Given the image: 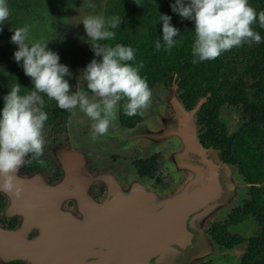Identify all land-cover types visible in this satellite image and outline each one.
Listing matches in <instances>:
<instances>
[{"label": "flooded vegetation", "instance_id": "1", "mask_svg": "<svg viewBox=\"0 0 264 264\" xmlns=\"http://www.w3.org/2000/svg\"><path fill=\"white\" fill-rule=\"evenodd\" d=\"M14 61L13 57L0 67L7 68L6 72H9ZM76 62L75 68L67 65L71 75L65 77L72 91L76 90L79 77L82 78V71L91 60L81 56ZM15 68L20 70L23 67ZM172 83L173 80L169 83L156 82L151 88L150 108L142 116L131 117L128 124L121 122L118 109L117 120L110 126L109 132L95 141L90 135L92 121L78 108L71 112L62 110L55 101L44 106V109H53L44 127L45 147L41 158L46 165L41 167L30 154L26 157L30 163L22 165L16 174L19 177L35 176L38 188L42 191L37 194L36 201L21 199L16 204H12V200L8 201L7 196L0 193V230L9 232L0 239V264H64L67 258L68 264H97V254L102 249H96L94 242H91L89 249L87 246L74 248L69 243L65 249L52 248L54 243L50 248L39 250L32 246H36L41 236L49 235L44 232L49 221L58 223L49 235L53 239L64 237L67 241H77L89 237L95 240L99 233L95 234L93 223L99 214L98 206L106 183L116 182L127 189L135 182L146 191L160 196L175 188L182 178V172L180 175L171 156L178 150L180 142L176 138H164L157 133L162 130L163 116L169 110L163 92ZM81 84L83 86L82 79ZM84 87L87 90L86 84ZM176 93L182 101L177 90ZM199 128L195 121V137L200 144ZM63 178L66 181L64 189H53ZM241 186L247 187L243 181ZM240 235L243 239L231 247L238 248L233 250L235 254L224 255L229 248L217 244L220 255L216 258L206 257L215 260L225 258L220 264H236L245 253L248 246L246 239L250 237ZM62 252H65V256L60 255ZM88 253H92V256Z\"/></svg>", "mask_w": 264, "mask_h": 264}, {"label": "clouds", "instance_id": "2", "mask_svg": "<svg viewBox=\"0 0 264 264\" xmlns=\"http://www.w3.org/2000/svg\"><path fill=\"white\" fill-rule=\"evenodd\" d=\"M95 8V4L85 0L83 5ZM172 11L180 17L194 21L195 38L191 47L192 63L215 60L224 52L239 48L244 44H259L261 35L253 28L257 22L264 28V10L257 13L249 0H175ZM8 0H0V25L10 17ZM122 19L113 16L106 19L102 14L86 15L83 24L94 54L102 57L99 62L93 59L82 71L76 90L65 79L71 73L66 65L60 63L59 55L48 49L49 41L30 37L28 25L18 27L11 36V42L18 46L14 59L22 61L24 74L31 78L34 87L21 94L22 86L14 84L3 97L0 110V189L16 198L22 194V183L17 172L32 159L41 167L46 162L44 154V127L48 113L44 110L46 96L66 111L79 109L91 121V139L109 132L117 120V112L132 117L143 115L152 103V90L146 77L140 75L143 61L133 65L135 50L131 46L115 44L111 46L102 41L112 40ZM162 42H155L156 51L170 52L176 46L174 39L179 30L170 23L171 17L160 15ZM83 81V86L81 84ZM86 84L87 90L84 85ZM91 95H89V91Z\"/></svg>", "mask_w": 264, "mask_h": 264}, {"label": "trees", "instance_id": "3", "mask_svg": "<svg viewBox=\"0 0 264 264\" xmlns=\"http://www.w3.org/2000/svg\"><path fill=\"white\" fill-rule=\"evenodd\" d=\"M102 3V15L109 19L119 16L122 21L112 40L102 43L115 46L119 43L135 50V65L143 61L140 75L146 77L150 89L156 82L176 84L179 97L185 109H190L199 97L205 101L196 110L200 126L198 139L203 147L217 149L219 159L233 165L241 181L246 183V193L225 214L220 221H212L206 229L211 240L217 245L231 248L243 238L232 233L230 228L239 226L251 217L257 232L247 240L248 246L237 264H264V28L258 22L253 28L262 39L259 44H244L224 52L215 60L193 64L191 47L195 38L194 21L180 17L172 11L175 0H98ZM188 0H184L187 4ZM257 13L264 10V0H249ZM160 15L171 17V25L179 30L177 40L170 52L156 51L154 45L162 42ZM11 23L0 25V36L10 34ZM12 50L16 51L15 47ZM22 61H16L6 72L0 67V110L3 97L11 87L19 83L21 94L28 92L33 83L24 74ZM15 68V69H14ZM174 75V76H173ZM208 93V94H207ZM45 105L51 102L45 96ZM228 105L234 108L238 125L228 131L226 123L219 117L220 108ZM51 114V108L44 109ZM120 120L128 124V117L119 108ZM140 115L132 116L137 118ZM196 264H208L202 262Z\"/></svg>", "mask_w": 264, "mask_h": 264}, {"label": "water", "instance_id": "4", "mask_svg": "<svg viewBox=\"0 0 264 264\" xmlns=\"http://www.w3.org/2000/svg\"><path fill=\"white\" fill-rule=\"evenodd\" d=\"M175 89L176 84L172 83L164 94L169 110L163 116L162 130L157 133L181 142L185 179L163 197L136 185L119 191L106 184L93 223L95 234L99 233L95 240L53 239L49 235L58 223L49 221L44 228L49 235L39 238L41 248H50L54 243L52 248L65 249L69 243L74 248L89 249L94 242L95 248L102 249L99 262L105 260L108 264H192L206 254L219 255L204 227L219 204L234 201L237 182L232 179V166L219 159L217 149L203 147L195 139V113L205 97H199L190 109H185ZM17 177L23 188L19 198L2 189L0 193L12 204L21 199L36 201L42 191L37 178ZM65 183L63 178L53 189H64ZM8 233L0 230V239ZM60 255L65 256V252Z\"/></svg>", "mask_w": 264, "mask_h": 264}, {"label": "rangeland", "instance_id": "5", "mask_svg": "<svg viewBox=\"0 0 264 264\" xmlns=\"http://www.w3.org/2000/svg\"><path fill=\"white\" fill-rule=\"evenodd\" d=\"M87 2L95 4V8L84 7L85 0H8L11 15L5 23H11L13 30L10 34L0 36V65H6L14 57L15 51L12 50V47L17 49L18 46L11 42V36L14 34L16 28L24 25L29 26L30 37L33 41H49L47 45L48 49L59 55L60 63L63 65L67 66L69 64L75 68V63H77L78 57L81 56L88 57L91 61L93 59L97 61L102 60V57L94 54L90 38L86 35L84 26L80 22L86 15L102 14L103 2H99L98 0H87ZM168 90L169 87L163 92V96ZM219 117L226 123L228 131L235 128L239 123L234 108L228 105L220 108ZM261 186L264 188V179L261 182ZM239 190L243 193V197L246 193V187L242 186ZM230 231L232 233L238 232L248 237L256 234L257 226L254 220L248 217L239 226ZM88 254L92 256V253ZM230 254L233 255L235 252ZM223 259L212 262L213 260L207 257L205 260H201V263L220 264L218 261Z\"/></svg>", "mask_w": 264, "mask_h": 264}, {"label": "crops", "instance_id": "6", "mask_svg": "<svg viewBox=\"0 0 264 264\" xmlns=\"http://www.w3.org/2000/svg\"><path fill=\"white\" fill-rule=\"evenodd\" d=\"M194 128H195V125H194ZM194 132H195V129H194ZM195 139H196V137H195ZM179 141V140H178ZM197 141V140H196ZM180 142V141H179ZM180 150H181V142H180V145H179V148H178V150L176 151V153H174L173 154V156H171V160L173 161V163H174V161H175V163L174 164H176L177 165V167H178V172H179V174H180V172H182V178L178 181V183H177V185L175 186V188L171 191V192H173L177 187H178V185H179V183L181 182V181H183L184 179H185V174H184V169H183V166H182V162H183V157L181 156V152H180ZM174 160H173V159ZM229 166V165H228ZM231 173H232V179L234 180V181H236L237 182V184H236V186H235V192L237 193V196L235 197V199H234V201L231 203V204H227V203H223V204H219L216 208H215V210H214V213L209 217V219H208V221H207V223H206V225H205V227H204V230H205V228L212 222V221H220V220H222L224 217H225V214H226V212L242 197V195H243V193L242 192H240V187H242L241 186V178H240V176L236 173V169L232 166V168H231ZM181 175V174H180ZM106 184H112V183H106ZM113 186H115V188L116 189H118L119 191L120 190H127L128 188H130V186H132V185H136V186H138V187H142L143 189H144V187L141 185V184H139V183H132V184H130L129 185V187L127 188V189H123L119 184H117L116 182H114V184H112ZM144 191H146L145 189H144ZM146 192H148V191H146ZM171 192H169L168 194H166V195H164V196H167V195H169ZM149 193H154V192H149ZM155 194V193H154ZM156 196H160V195H158V194H155ZM163 197V196H162ZM221 207V208H220ZM235 227H237V226H235ZM235 227H232L230 230H232V229H234ZM238 233V232H237ZM238 248H229L228 250H226L223 254L225 255V254H230L231 253V251H233V250H237ZM216 251H217V246H216ZM234 252V251H233ZM218 253H219V255H220V252L218 251ZM219 255H216V254H206V255H204L203 257H201L199 260H197V261H195V262H193L192 264H195L196 262H200L201 260H205V258H207L206 256H214V258H216L217 256H219ZM213 261L212 262H215V259L213 258V257H210ZM220 259H223V258H220ZM224 260V259H223ZM211 262V263H212ZM218 262H220V263H222V260L221 261H218Z\"/></svg>", "mask_w": 264, "mask_h": 264}, {"label": "bare ground", "instance_id": "7", "mask_svg": "<svg viewBox=\"0 0 264 264\" xmlns=\"http://www.w3.org/2000/svg\"><path fill=\"white\" fill-rule=\"evenodd\" d=\"M37 244H39V240L37 241L36 246H32V247H35L37 250H39L41 247H40V245H37ZM98 248H100V247L98 246L96 249H98ZM67 262H68V258L65 260L64 264H68ZM96 263L97 264H108L105 260L103 262H102V260L100 262L96 261ZM112 264H116V262H113ZM117 264H120V263H117Z\"/></svg>", "mask_w": 264, "mask_h": 264}]
</instances>
